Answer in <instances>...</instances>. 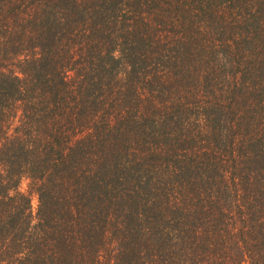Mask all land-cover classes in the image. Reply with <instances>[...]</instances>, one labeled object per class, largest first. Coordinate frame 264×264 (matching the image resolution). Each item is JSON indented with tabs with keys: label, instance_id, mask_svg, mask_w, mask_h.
I'll list each match as a JSON object with an SVG mask.
<instances>
[{
	"label": "trees",
	"instance_id": "trees-1",
	"mask_svg": "<svg viewBox=\"0 0 264 264\" xmlns=\"http://www.w3.org/2000/svg\"><path fill=\"white\" fill-rule=\"evenodd\" d=\"M0 264H264V0H0Z\"/></svg>",
	"mask_w": 264,
	"mask_h": 264
},
{
	"label": "rangeland",
	"instance_id": "rangeland-1",
	"mask_svg": "<svg viewBox=\"0 0 264 264\" xmlns=\"http://www.w3.org/2000/svg\"><path fill=\"white\" fill-rule=\"evenodd\" d=\"M20 189H21L22 191H26V190H27V182H26V181H23V182H22V184H21V186H20ZM36 207H37V201H36V199L33 197V199H32V208L34 209V211H35Z\"/></svg>",
	"mask_w": 264,
	"mask_h": 264
}]
</instances>
